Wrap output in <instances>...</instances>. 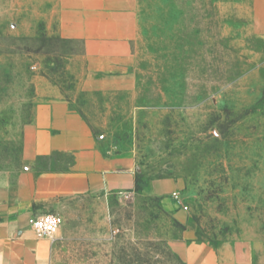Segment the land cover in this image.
<instances>
[{"label":"rangeland","instance_id":"obj_1","mask_svg":"<svg viewBox=\"0 0 264 264\" xmlns=\"http://www.w3.org/2000/svg\"><path fill=\"white\" fill-rule=\"evenodd\" d=\"M81 3L0 0V170L19 165L35 98L59 96L140 188L48 210L56 263L187 264L182 250L205 242L264 264V0L62 19Z\"/></svg>","mask_w":264,"mask_h":264},{"label":"crops","instance_id":"obj_2","mask_svg":"<svg viewBox=\"0 0 264 264\" xmlns=\"http://www.w3.org/2000/svg\"><path fill=\"white\" fill-rule=\"evenodd\" d=\"M80 6V12H64L62 19L132 20V0H82ZM115 44L126 49L121 39ZM89 129L66 99L35 98L31 119L21 130L19 165L0 170V264H57L56 238L34 235L35 216L64 202L103 199L134 188L129 163L104 155ZM182 251L187 264H255L237 244L192 242Z\"/></svg>","mask_w":264,"mask_h":264},{"label":"built area","instance_id":"obj_3","mask_svg":"<svg viewBox=\"0 0 264 264\" xmlns=\"http://www.w3.org/2000/svg\"><path fill=\"white\" fill-rule=\"evenodd\" d=\"M60 225V218L52 213L37 215L30 222L34 235L39 239L53 240L60 229Z\"/></svg>","mask_w":264,"mask_h":264},{"label":"trees","instance_id":"obj_4","mask_svg":"<svg viewBox=\"0 0 264 264\" xmlns=\"http://www.w3.org/2000/svg\"><path fill=\"white\" fill-rule=\"evenodd\" d=\"M140 188H139V185L137 184V183H135V190H139Z\"/></svg>","mask_w":264,"mask_h":264}]
</instances>
